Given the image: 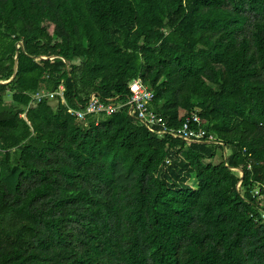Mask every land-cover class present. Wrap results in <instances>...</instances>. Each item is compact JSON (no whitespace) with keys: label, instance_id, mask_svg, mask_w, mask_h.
<instances>
[{"label":"trees","instance_id":"obj_1","mask_svg":"<svg viewBox=\"0 0 264 264\" xmlns=\"http://www.w3.org/2000/svg\"><path fill=\"white\" fill-rule=\"evenodd\" d=\"M18 41L0 83V264H264V0H0V81ZM137 77L169 126L198 113L218 139L33 101L60 84L75 108L125 100Z\"/></svg>","mask_w":264,"mask_h":264},{"label":"built area","instance_id":"obj_2","mask_svg":"<svg viewBox=\"0 0 264 264\" xmlns=\"http://www.w3.org/2000/svg\"><path fill=\"white\" fill-rule=\"evenodd\" d=\"M64 85L60 84L55 90L41 89L33 94V101H41L44 98L57 100L64 104L68 111L78 119H87L90 115L113 114L126 108L128 113L138 119L142 124L148 127L152 133L159 136L169 134L175 138H182L190 142L201 140L216 141L218 138L214 133L208 132L206 128L200 126L201 118L198 113L188 116L180 126H169L165 117L155 111L152 106L155 92L153 88L145 83L140 77H137L129 84L130 94L125 100H102L100 96L93 93L84 106L79 108L68 104ZM22 116H25L23 113ZM12 155V165L17 163V148L10 150ZM16 167V165L14 166ZM242 173V171H240ZM262 227L264 228V212L261 215Z\"/></svg>","mask_w":264,"mask_h":264},{"label":"water","instance_id":"obj_3","mask_svg":"<svg viewBox=\"0 0 264 264\" xmlns=\"http://www.w3.org/2000/svg\"><path fill=\"white\" fill-rule=\"evenodd\" d=\"M16 47L17 48H16V54H15L14 72H13V74H12V76H11V78L9 80H7V81H0V83H8V82L12 81L16 77V75H17L20 48L22 50H24L23 42L22 41H18L16 43ZM41 57L44 58V56H41Z\"/></svg>","mask_w":264,"mask_h":264},{"label":"crops","instance_id":"obj_4","mask_svg":"<svg viewBox=\"0 0 264 264\" xmlns=\"http://www.w3.org/2000/svg\"><path fill=\"white\" fill-rule=\"evenodd\" d=\"M55 104L57 103V100H52Z\"/></svg>","mask_w":264,"mask_h":264}]
</instances>
